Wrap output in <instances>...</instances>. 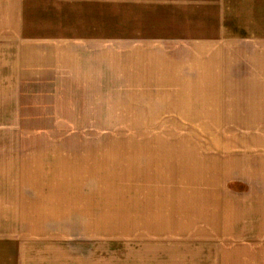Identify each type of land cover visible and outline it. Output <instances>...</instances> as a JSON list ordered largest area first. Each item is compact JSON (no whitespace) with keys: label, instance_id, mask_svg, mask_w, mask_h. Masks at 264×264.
<instances>
[{"label":"rangeland","instance_id":"rangeland-1","mask_svg":"<svg viewBox=\"0 0 264 264\" xmlns=\"http://www.w3.org/2000/svg\"><path fill=\"white\" fill-rule=\"evenodd\" d=\"M54 1L0 11V264H264V0Z\"/></svg>","mask_w":264,"mask_h":264},{"label":"crops","instance_id":"crops-1","mask_svg":"<svg viewBox=\"0 0 264 264\" xmlns=\"http://www.w3.org/2000/svg\"><path fill=\"white\" fill-rule=\"evenodd\" d=\"M42 0H0V11H9L10 13L8 14H2L1 18L3 21L5 20H14L17 19L19 21H23L25 20L28 16L27 13L25 14V12L30 11L32 8V6L38 7V9L40 10H56V7H53V5L51 6H43L40 5ZM57 1V0H56ZM54 1V2H56ZM64 2H66V0H64ZM8 5V6H7ZM33 10V9H32ZM17 11L16 14H13L11 12ZM20 12V13H18ZM19 14V15H18ZM6 24V23H5ZM3 22L0 25H5ZM20 25H30V24H22L19 22ZM25 50L24 48L21 49L20 51L16 52L15 55V62H12L11 65V74H10V78H9V83L12 85V89L19 91L23 89V86L25 84L27 85H41V84H48L46 90H50L53 89V77L51 75V64L47 61L46 58V53H44V55L42 56L41 52H32V54H30V52H28L27 57H25L24 54ZM15 54V52H14ZM49 56V55H47ZM26 58H30L29 61H26ZM20 60V61H19ZM50 65V72L49 74H47L48 76H46L45 78H43L42 76L39 75V73H37V75L32 76L30 79L25 78V68L27 67L29 69L32 70V72L39 70L40 73L43 72V69L47 68ZM47 66V67H46ZM55 71H57V69L55 68ZM51 84V85H50ZM35 87H39L41 88L42 86H35ZM45 87V86H44ZM44 106V105H42ZM17 117V115H15ZM165 222H164V221ZM161 218V216L156 217V220L154 221L155 224L160 225L159 228H161L163 232L167 233H171L170 229L168 228L169 225H167L168 220H166L165 218ZM162 232V234H164ZM154 241V240H153ZM156 242V241H154Z\"/></svg>","mask_w":264,"mask_h":264}]
</instances>
